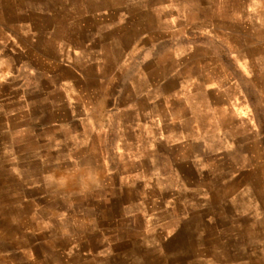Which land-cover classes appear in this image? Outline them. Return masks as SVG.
<instances>
[{"label":"rangeland","instance_id":"rangeland-1","mask_svg":"<svg viewBox=\"0 0 264 264\" xmlns=\"http://www.w3.org/2000/svg\"><path fill=\"white\" fill-rule=\"evenodd\" d=\"M17 7L0 34V264H264L261 36L207 50L200 34L242 5Z\"/></svg>","mask_w":264,"mask_h":264},{"label":"crops","instance_id":"crops-1","mask_svg":"<svg viewBox=\"0 0 264 264\" xmlns=\"http://www.w3.org/2000/svg\"><path fill=\"white\" fill-rule=\"evenodd\" d=\"M25 1V0H24ZM197 6L205 9L208 5H219V9L228 12H233L236 6L242 5V10L245 12L242 18H236L235 15L228 13L221 14L216 19H212L211 24L203 27L202 33V47L209 50L208 42L222 44L224 40L221 36H231L233 34H241L251 36L253 33L261 36L259 43L261 48L264 47V20L258 16L260 11H264V0H195ZM20 0H0V34L11 35L9 29L10 14L13 9H22L17 7ZM7 12V13H6ZM11 27V26H10ZM209 27L213 28L210 29ZM239 28L236 30L235 28ZM236 32V33H235ZM3 40L0 36V42ZM246 42V41H245ZM251 43V42H249ZM224 48V46H222ZM44 56V54H42ZM34 68V67H33Z\"/></svg>","mask_w":264,"mask_h":264}]
</instances>
